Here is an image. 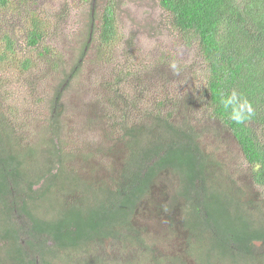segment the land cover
Returning <instances> with one entry per match:
<instances>
[{
  "label": "trees",
  "instance_id": "obj_1",
  "mask_svg": "<svg viewBox=\"0 0 264 264\" xmlns=\"http://www.w3.org/2000/svg\"><path fill=\"white\" fill-rule=\"evenodd\" d=\"M9 1L0 0V10ZM158 1L172 29L187 44L196 45L204 68L200 108L214 121L213 128L225 129L237 142L250 173L246 189L262 194L256 190L247 198L244 190L229 183L227 168L216 164L214 153L204 151L194 127L173 124L171 114L146 112L153 118L150 125L143 120L128 126L122 120L117 126L118 141L126 144L128 157L113 188L97 194L92 202L98 204L90 205L89 190L79 192L68 183L80 179L66 173L55 122L47 128L51 138L45 162L39 151L25 148L0 117V264H55L61 254L84 251L93 243L115 247L114 255L97 264H186L188 259L203 264L204 254L209 255L208 264H264V0ZM115 12L110 4L99 18L96 38L101 48L112 47L115 40ZM30 18L28 45L35 47L45 36L43 23L38 16ZM95 20L92 13L94 28ZM164 68L168 74L162 75L163 81L180 74L172 65L159 63L156 76ZM79 71L76 64L69 77ZM123 73L137 76L130 70ZM118 82H112L114 90ZM163 92L155 109L188 111L190 94L184 92L177 107ZM233 92L236 102L226 108L222 101ZM233 107L240 112L239 122L231 119ZM215 132V141H221L220 130ZM40 140L38 146L45 143L43 137ZM219 150L220 145L215 151ZM173 178L175 198H168ZM226 184L231 188L229 199L219 188ZM147 209L153 233H166L163 242L148 243L143 236L148 229L131 223L135 214ZM160 241L170 242L167 249H172L165 251Z\"/></svg>",
  "mask_w": 264,
  "mask_h": 264
},
{
  "label": "rangeland",
  "instance_id": "obj_2",
  "mask_svg": "<svg viewBox=\"0 0 264 264\" xmlns=\"http://www.w3.org/2000/svg\"><path fill=\"white\" fill-rule=\"evenodd\" d=\"M158 2L10 0L7 7L0 10L1 121L12 129L15 137L22 139L25 148L39 151V159L45 162L50 155L47 148L51 134L47 128L55 122L58 128L56 139H59V147L66 154V173L68 177L80 179L68 183L72 187L76 185L79 192L89 190L86 197L91 201L87 203L97 205V201H92L97 194L102 195L113 188L128 157L126 144L118 141L120 131L117 126L122 120L128 126L143 120L150 125L153 118L151 114L145 116L146 112L163 116L171 114L173 124L185 122L188 127H194L202 138L204 151L214 153L216 164L227 168V181L244 190L247 198L253 196L258 189H246L250 173L237 142L226 135L225 129L213 128L214 121L209 120L199 106L204 68L196 45L187 44L172 29ZM110 4L116 11L117 34L112 47L101 48L96 38L99 18ZM92 13L96 16L95 28L90 22ZM32 15L42 20L45 35L35 47L28 45L27 38ZM93 28L95 32L90 38L89 32ZM49 52L53 56L52 61L56 62L55 67L50 64ZM27 61L29 68H24ZM159 63L180 70L179 76L163 81L162 75H167L168 71L164 68L156 76L155 67ZM76 64L80 65V71L71 78L69 73ZM128 70L137 76H125L123 72ZM116 79L119 82L114 90L111 85ZM163 91L177 107L181 105L183 93L190 94L192 98L188 111L155 109L154 103L163 98ZM218 130L222 134L221 141H215V131ZM42 137L45 143L38 146ZM218 145L219 153L215 151ZM220 180L225 181L223 178ZM176 186L177 180L173 178L172 186H169L172 194L168 198H175ZM219 188L229 199V184ZM258 191L262 194L261 190ZM49 213L57 215L54 210ZM148 214V209L141 210L138 216L134 215L131 223L148 229L147 233H143L148 243L163 242L166 233H153L150 224L152 214ZM174 231L180 235L176 228ZM162 242L158 243L165 251L172 249H167L171 247L170 242ZM84 247V251L79 249L61 254V259L55 264H97L115 253V247L110 243L102 246L93 243ZM198 255L201 252L198 251ZM208 256L202 255L203 264H208ZM186 264L193 262L188 259Z\"/></svg>",
  "mask_w": 264,
  "mask_h": 264
},
{
  "label": "clouds",
  "instance_id": "obj_3",
  "mask_svg": "<svg viewBox=\"0 0 264 264\" xmlns=\"http://www.w3.org/2000/svg\"><path fill=\"white\" fill-rule=\"evenodd\" d=\"M236 98H237L236 93L233 92L232 95H231V97L230 98H227V99H224L222 101V103L227 108V107L235 104ZM231 119H233V120H235L237 122L241 121V119H242V117L240 115V112L235 107H233Z\"/></svg>",
  "mask_w": 264,
  "mask_h": 264
}]
</instances>
